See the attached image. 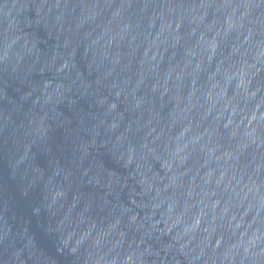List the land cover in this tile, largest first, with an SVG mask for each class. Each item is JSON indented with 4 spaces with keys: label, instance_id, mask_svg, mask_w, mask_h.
I'll return each mask as SVG.
<instances>
[{
    "label": "water",
    "instance_id": "1",
    "mask_svg": "<svg viewBox=\"0 0 264 264\" xmlns=\"http://www.w3.org/2000/svg\"><path fill=\"white\" fill-rule=\"evenodd\" d=\"M0 264H264V0H0Z\"/></svg>",
    "mask_w": 264,
    "mask_h": 264
}]
</instances>
